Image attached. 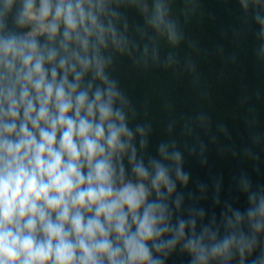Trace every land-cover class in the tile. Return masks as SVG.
I'll return each instance as SVG.
<instances>
[{"label": "clouds", "instance_id": "clouds-1", "mask_svg": "<svg viewBox=\"0 0 264 264\" xmlns=\"http://www.w3.org/2000/svg\"><path fill=\"white\" fill-rule=\"evenodd\" d=\"M238 2L264 60V0ZM161 39H184L169 0H0V264H165L177 249L189 264H246L257 248L247 264H264V186L247 175L246 210L225 202L204 224L189 207L173 222L184 152L162 141L149 154L152 125L130 126L110 73L117 56L177 63L161 60Z\"/></svg>", "mask_w": 264, "mask_h": 264}, {"label": "trees", "instance_id": "trees-1", "mask_svg": "<svg viewBox=\"0 0 264 264\" xmlns=\"http://www.w3.org/2000/svg\"><path fill=\"white\" fill-rule=\"evenodd\" d=\"M169 7L184 39L175 48L161 39L160 55L164 60L174 52L178 62L144 66L117 56L110 73L134 109L129 112L130 126L152 125L149 154L158 156L162 141L175 142L184 152L183 167L190 181L187 187L177 185L184 203L173 222L176 216L187 218L189 207H197L205 211L204 224L213 215L219 224L225 202L241 211L248 207L246 194L238 188L242 174L254 189L264 186V60L256 54L259 26L245 17L238 0L187 4L169 0ZM127 15L133 27L143 25V16L135 9H128ZM259 252L257 248L247 261ZM189 261L190 256L177 249L165 264Z\"/></svg>", "mask_w": 264, "mask_h": 264}]
</instances>
